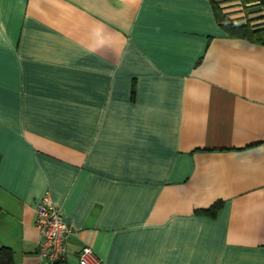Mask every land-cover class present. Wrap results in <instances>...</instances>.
I'll return each instance as SVG.
<instances>
[{"label": "crops", "instance_id": "obj_1", "mask_svg": "<svg viewBox=\"0 0 264 264\" xmlns=\"http://www.w3.org/2000/svg\"><path fill=\"white\" fill-rule=\"evenodd\" d=\"M47 193L75 233L67 264L86 245L102 264H264V44L212 0H0L17 264H39Z\"/></svg>", "mask_w": 264, "mask_h": 264}, {"label": "built area", "instance_id": "obj_2", "mask_svg": "<svg viewBox=\"0 0 264 264\" xmlns=\"http://www.w3.org/2000/svg\"><path fill=\"white\" fill-rule=\"evenodd\" d=\"M239 13L233 19L246 16L244 12ZM36 212L35 222L40 233L39 264H67L70 239L75 233L65 221L62 209L55 205L51 194L47 193L37 205ZM77 258L78 264H102V259L88 245L80 250Z\"/></svg>", "mask_w": 264, "mask_h": 264}, {"label": "trees", "instance_id": "obj_3", "mask_svg": "<svg viewBox=\"0 0 264 264\" xmlns=\"http://www.w3.org/2000/svg\"><path fill=\"white\" fill-rule=\"evenodd\" d=\"M244 2H254V1H260V0H243ZM264 1V0H261ZM212 4L215 10V15L217 18V21L227 30V32L235 37H243L247 38L253 41H258L264 44V28H257L253 29V27L249 25H234V22H231L230 20H227V17H225L219 7L217 6V3L215 0H212ZM221 208V204L219 202L215 203L213 206H211L208 209H205L204 211L208 213L209 215H215L217 210ZM2 216V208L0 207V220ZM0 264H17L16 258H15V252L11 247L3 246L0 247Z\"/></svg>", "mask_w": 264, "mask_h": 264}, {"label": "rangeland", "instance_id": "obj_4", "mask_svg": "<svg viewBox=\"0 0 264 264\" xmlns=\"http://www.w3.org/2000/svg\"><path fill=\"white\" fill-rule=\"evenodd\" d=\"M221 13L231 22L240 21L242 25L264 28V1L244 2L243 0H215ZM237 7V11H231V8ZM244 12L246 16H240L237 19L231 18V15Z\"/></svg>", "mask_w": 264, "mask_h": 264}]
</instances>
